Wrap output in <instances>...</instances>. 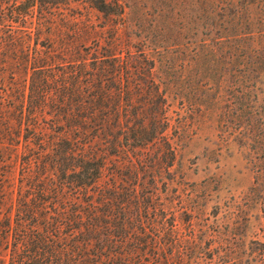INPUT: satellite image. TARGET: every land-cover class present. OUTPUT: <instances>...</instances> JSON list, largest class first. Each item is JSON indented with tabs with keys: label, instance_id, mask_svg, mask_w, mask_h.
Masks as SVG:
<instances>
[{
	"label": "trees",
	"instance_id": "obj_1",
	"mask_svg": "<svg viewBox=\"0 0 264 264\" xmlns=\"http://www.w3.org/2000/svg\"><path fill=\"white\" fill-rule=\"evenodd\" d=\"M124 8V0H0V29L34 34L35 40L42 36L49 43L31 59L22 58L31 68L33 105L42 109L52 100L48 91L56 80L33 67L54 60L48 53L53 46L67 50L95 31L89 18L93 10L123 15ZM240 36L233 40L243 42ZM103 40L85 47L90 56L86 73L81 61L59 78L71 93L79 91V75L86 78L89 93L84 100L75 94L79 102L71 113L53 112L49 125L36 131L38 149L28 150L27 157L15 153L13 161L0 160V168L18 163L14 181L0 172V264H264L263 251L258 257L232 259L179 255V248L196 247L194 239L178 238L171 221L166 222L167 207L153 195L171 181L157 167L163 163L169 172L175 156L172 138L162 132L184 120L171 123L162 107L165 97L154 96V59L172 69L167 88L176 86L180 74L172 57L161 52L135 59L115 36ZM1 42L19 48L28 41L7 36ZM142 61L148 64L138 77ZM139 85L144 91L133 96L131 89ZM120 88L123 98L115 92ZM43 115L42 110L29 111L27 118ZM159 139L161 151L142 157Z\"/></svg>",
	"mask_w": 264,
	"mask_h": 264
},
{
	"label": "rangeland",
	"instance_id": "obj_2",
	"mask_svg": "<svg viewBox=\"0 0 264 264\" xmlns=\"http://www.w3.org/2000/svg\"><path fill=\"white\" fill-rule=\"evenodd\" d=\"M124 5L123 15L93 10L89 18L95 31L83 34L67 50L53 46L48 53L54 60L33 67L56 79L48 91L52 100L42 109L29 95L31 68L22 58L31 59L49 43L42 36L35 40L34 34L0 29V160L13 161L15 153L27 157L28 150L38 149L36 131L49 125L52 113H71L78 95L84 100L89 93L86 78L79 75V91L74 93L59 78L81 61L86 63L83 72L88 71L85 47L93 40L104 43L113 35L135 59L161 52L172 57L180 81L167 88L172 69L154 59V96L165 97L162 107L171 123H184L162 132L172 138L175 156L169 172L163 163L157 167L171 181L159 186L153 198L167 207L166 222L171 221L178 238L194 239V249L177 252L258 257L264 252V0H124ZM235 34L244 41L233 40ZM7 36L28 42L13 48L1 42ZM147 64L138 65V77ZM151 86L147 83L146 90ZM144 89L132 88V95ZM115 92L125 95L121 88ZM39 110L43 116L27 118L29 111ZM162 145V139L148 145L142 157L160 152ZM17 168L12 162L0 172L11 182Z\"/></svg>",
	"mask_w": 264,
	"mask_h": 264
}]
</instances>
